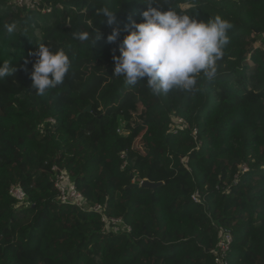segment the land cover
<instances>
[{
    "label": "trees",
    "instance_id": "16d2710c",
    "mask_svg": "<svg viewBox=\"0 0 264 264\" xmlns=\"http://www.w3.org/2000/svg\"><path fill=\"white\" fill-rule=\"evenodd\" d=\"M151 6L232 24L214 79L200 73L191 92L155 95L147 78L131 86L114 77L113 56L131 23L144 22L145 0H40L31 8L0 0V64L17 68L0 80V264H217L221 229L232 236L226 264H264V0ZM105 7L116 24H107ZM13 23L9 34L4 25ZM116 27L118 39L107 42ZM96 31L94 46L73 36ZM40 43L71 62L44 96L32 88L29 55ZM129 106L141 107L143 132H132ZM52 166L88 206L105 205V217L125 227L62 203ZM144 179L161 184L141 186Z\"/></svg>",
    "mask_w": 264,
    "mask_h": 264
},
{
    "label": "clouds",
    "instance_id": "9594fccd",
    "mask_svg": "<svg viewBox=\"0 0 264 264\" xmlns=\"http://www.w3.org/2000/svg\"><path fill=\"white\" fill-rule=\"evenodd\" d=\"M149 7L142 12L143 21L131 23V30L119 44V55H114V77H123L127 85L134 86L147 78V86L153 94L168 93L173 89L191 92L196 77L203 73L208 80L216 76L217 61L224 55L229 44L228 31L232 24L217 16L208 22L198 21L188 14L173 10L161 11L152 7L154 0H145ZM108 25L116 24L113 10H101ZM13 33L17 25H4ZM120 35L118 27L107 36V42H115ZM79 41L95 43L102 39L99 31L94 38L89 32L73 33ZM30 56L36 57L31 71L32 88L36 94L44 96L49 89L62 84L71 67L69 57L61 49L56 52L44 43L38 44ZM27 64L28 61L25 60ZM11 61L0 64V80L16 73Z\"/></svg>",
    "mask_w": 264,
    "mask_h": 264
},
{
    "label": "built area",
    "instance_id": "2783aa9c",
    "mask_svg": "<svg viewBox=\"0 0 264 264\" xmlns=\"http://www.w3.org/2000/svg\"><path fill=\"white\" fill-rule=\"evenodd\" d=\"M10 3L15 4L18 7H37L40 3V0H10ZM51 122V120H48ZM185 125V122L182 118H175V125L177 128L182 129ZM248 169V167L243 164L241 166V171L244 172ZM51 170L54 173L53 185L57 191L58 199L65 204H72L77 206L81 210L89 209L95 212H99L101 214V220L106 223H110L112 226H121L125 227L121 218H106L103 214L105 210V205L95 204L93 206H88L83 194L76 188V185L71 177H69L65 170L59 169L57 166H52ZM237 178V175H235ZM235 178V180H236ZM9 193L19 202L24 203L26 200V195L24 191L18 186H11L9 189ZM192 199L195 202H199V194L195 192L192 195ZM127 231L130 230L129 227H126ZM220 240L217 244L215 253V263L217 264H226L225 258L228 257L229 247L232 242V236L228 231L221 229L220 231Z\"/></svg>",
    "mask_w": 264,
    "mask_h": 264
},
{
    "label": "rangeland",
    "instance_id": "374dc122",
    "mask_svg": "<svg viewBox=\"0 0 264 264\" xmlns=\"http://www.w3.org/2000/svg\"><path fill=\"white\" fill-rule=\"evenodd\" d=\"M141 113H142V111H141L140 106H133V107L129 106L127 109V115L130 117V120H131L130 127H131L133 133H139L140 129L143 127V123H142V120L140 118ZM138 137H140V135H135L134 139L136 140ZM134 151L139 156L142 155V150L140 147L134 146ZM112 230H114V229L112 228Z\"/></svg>",
    "mask_w": 264,
    "mask_h": 264
},
{
    "label": "water",
    "instance_id": "95a60500",
    "mask_svg": "<svg viewBox=\"0 0 264 264\" xmlns=\"http://www.w3.org/2000/svg\"><path fill=\"white\" fill-rule=\"evenodd\" d=\"M89 109V107H88ZM145 127L142 128V132L144 131ZM159 184H161V182H157V183H154V182H150L146 179H144L142 182H141V186H145V187H149V188H155L156 186H158Z\"/></svg>",
    "mask_w": 264,
    "mask_h": 264
}]
</instances>
